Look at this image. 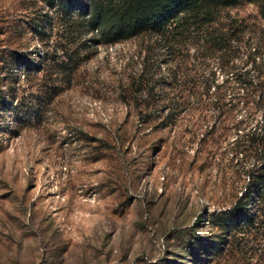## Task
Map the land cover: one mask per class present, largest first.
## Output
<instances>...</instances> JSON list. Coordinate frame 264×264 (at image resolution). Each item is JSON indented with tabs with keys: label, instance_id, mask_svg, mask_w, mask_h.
Wrapping results in <instances>:
<instances>
[{
	"label": "rangeland",
	"instance_id": "1",
	"mask_svg": "<svg viewBox=\"0 0 264 264\" xmlns=\"http://www.w3.org/2000/svg\"><path fill=\"white\" fill-rule=\"evenodd\" d=\"M40 6L0 0V60L11 50L37 54L62 46L55 29L47 30L46 42L29 29ZM229 13L255 29L264 52L258 6L244 2ZM146 46L131 39L91 48L71 84L49 103L41 96L47 68L23 75L18 66L9 77L0 62L6 99L38 98L34 117L18 110L24 104L0 112V264H264L263 230L239 236L238 245L212 258L197 256V239L218 231L199 216L225 208L236 193L231 128L243 101L206 121L197 108L196 54L180 62L171 92L158 85L177 111L142 122L155 100L133 84ZM149 63L159 80L168 66ZM214 120L219 131L202 138Z\"/></svg>",
	"mask_w": 264,
	"mask_h": 264
},
{
	"label": "trees",
	"instance_id": "2",
	"mask_svg": "<svg viewBox=\"0 0 264 264\" xmlns=\"http://www.w3.org/2000/svg\"><path fill=\"white\" fill-rule=\"evenodd\" d=\"M39 1L41 6L33 9L34 22L29 29L41 42L47 41L48 29L51 32L55 29L54 34L61 39L62 46H54L52 51L37 54L11 50L8 60L0 62H6L4 68L9 72V77L18 66L23 75L47 68L49 82L42 85V101L49 103L71 84L73 73L89 60L91 48L131 39L147 43L141 74L133 84L146 97H155L152 107H147L141 116L142 122H146L152 114L160 117L159 113L164 109L169 111L165 117L177 111L176 101L171 105L165 104L164 95L158 92V85L162 83L163 88L168 86L171 92L173 84L181 76L180 62L196 54L197 108L202 109L206 121L220 115L223 107L231 106L234 100L243 101L244 108H240L243 113L231 128L234 136L230 150L232 157L239 161L236 193L225 208L199 216L218 231L208 239H197V256L212 258L230 246L238 245V239H242L239 236L264 231L262 38L243 19L229 13L230 8L249 2L258 6L264 20V0ZM161 61L168 67L164 73H160L159 80H153L154 72L149 62L157 64ZM219 73L224 76L221 82L218 81ZM144 75L152 78L143 79ZM14 95L12 93L8 100L5 94L0 93V112H17L20 104H24L28 107L18 110L34 117L35 107L32 104L38 98L35 97L30 103L14 104ZM6 101L10 102L9 107ZM160 102L163 105H159ZM231 110V107L226 109L228 112ZM219 129L214 120L206 127L202 138L215 135Z\"/></svg>",
	"mask_w": 264,
	"mask_h": 264
}]
</instances>
